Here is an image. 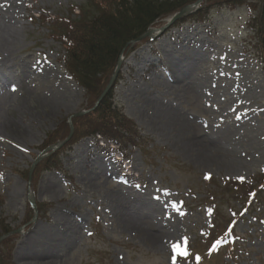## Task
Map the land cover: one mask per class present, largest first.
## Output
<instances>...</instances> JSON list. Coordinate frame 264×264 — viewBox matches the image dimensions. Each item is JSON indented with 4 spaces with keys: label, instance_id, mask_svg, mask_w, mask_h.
Returning <instances> with one entry per match:
<instances>
[{
    "label": "rangeland",
    "instance_id": "obj_1",
    "mask_svg": "<svg viewBox=\"0 0 264 264\" xmlns=\"http://www.w3.org/2000/svg\"><path fill=\"white\" fill-rule=\"evenodd\" d=\"M87 2L0 0V231L8 232L0 251L12 250L4 263L264 264L260 6L211 9L201 21L203 0L178 27L169 20L183 5L154 20L155 36L119 54L111 93L137 143L119 149L96 134L47 151L98 105L53 37L54 23ZM165 42L180 52L176 67H156L152 49L170 61ZM50 151H60L61 169L44 167ZM245 184L254 186L248 198Z\"/></svg>",
    "mask_w": 264,
    "mask_h": 264
},
{
    "label": "trees",
    "instance_id": "obj_2",
    "mask_svg": "<svg viewBox=\"0 0 264 264\" xmlns=\"http://www.w3.org/2000/svg\"><path fill=\"white\" fill-rule=\"evenodd\" d=\"M193 1L90 0L86 3L87 5L85 4L84 7L80 8L79 17L72 19L70 16H61L56 22L54 21L55 23L52 26L54 28L53 37L66 48L68 59L65 68L87 93L97 95L95 103L114 72L119 54L122 52L124 54L131 43L146 32L154 23V20L171 14L182 5L185 6ZM254 3L260 6L257 18L259 21H264V0H206V8L199 9L197 17H194V19H203L211 9L221 7L232 8L237 5H246L254 11ZM56 18L57 16L53 20H56ZM182 20L184 21V19H180L174 25L182 22ZM252 21H254V17ZM253 31L256 37L258 35L260 37L256 38L255 47L259 51V46H261L262 54H264V25L256 26ZM120 75L119 73L116 75L112 88L94 110L73 119L74 134L61 149L62 151L69 147L67 145H72L83 137L96 134L103 136L106 140H114L123 146L126 140L137 143L135 140L138 137L136 136L138 134V130L135 128L136 125L129 118H126L121 111L116 110L112 104L111 93L122 78ZM65 127H67L66 133L59 135L60 137L55 141L65 140L68 136L69 128L68 126ZM58 152L51 153L50 157L48 156L43 161L44 167H47L46 170L51 166L62 168V164L59 163ZM233 184L237 187L238 181L233 182ZM243 186L244 192L241 191L240 195H246V198H248V196L254 194V186L248 184ZM5 233L0 231V236ZM6 243L8 241H5ZM9 249L6 245L7 251L4 249L0 251V262H3L2 264H5L4 260L7 259L6 252L9 254L7 260L11 261L12 250L10 249V252Z\"/></svg>",
    "mask_w": 264,
    "mask_h": 264
},
{
    "label": "water",
    "instance_id": "obj_3",
    "mask_svg": "<svg viewBox=\"0 0 264 264\" xmlns=\"http://www.w3.org/2000/svg\"><path fill=\"white\" fill-rule=\"evenodd\" d=\"M199 2H200V0H198L193 5H187V6H185V8L183 7L182 9H180V11L178 13L175 14V16H172L171 17V20H169V21H173V20L175 21V19L180 18L181 16L185 15L186 13H189L194 8V6H196ZM152 32H153V30L152 31L151 30H148L143 36L139 37L137 40H140L144 36H150L152 34ZM120 64H121V61L119 60L118 63H117V66H116L115 73L110 78V81H109L108 85L105 86L106 88H104V91L102 92L101 96L99 97V101L102 99L101 97L105 96V94L107 93V91L110 89V86H112V84H113V82L115 80V77H116L115 75L117 74V72H118V70L120 68ZM69 131H70V134H69L68 138L65 141H67L71 137V135L73 133V127H72V125H70V130ZM63 143H64V141L61 142V143H58L57 146H51L48 149L55 150L58 147H60ZM33 167H34V165H33ZM33 167L30 169V173L28 174L29 175V183H30L31 172H32ZM30 201H31V203L33 205H35V202H34V199H33L32 196L30 197ZM0 239H2V238H0Z\"/></svg>",
    "mask_w": 264,
    "mask_h": 264
},
{
    "label": "bare ground",
    "instance_id": "obj_4",
    "mask_svg": "<svg viewBox=\"0 0 264 264\" xmlns=\"http://www.w3.org/2000/svg\"><path fill=\"white\" fill-rule=\"evenodd\" d=\"M200 1H203V0H200ZM206 0H204V2H205ZM188 5H190V4H188ZM192 5H193V3H192ZM194 8H196V6H194ZM189 38V37H188ZM188 38H186L185 37V39H188ZM171 47H172V45H171ZM166 53V55L168 56V54H169V52H171L172 53V51H170V46H169V44L168 43H166L165 42V44H163V48H162ZM178 51V50H177ZM178 59H179V57H178ZM177 59V60H178ZM176 60V61H177ZM175 61H173L172 63L171 62H169L170 63V65H172V64H175L174 63ZM174 67H176L177 65H173ZM159 235H157V237H158ZM49 248H51V246H49Z\"/></svg>",
    "mask_w": 264,
    "mask_h": 264
},
{
    "label": "snow or ice",
    "instance_id": "obj_5",
    "mask_svg": "<svg viewBox=\"0 0 264 264\" xmlns=\"http://www.w3.org/2000/svg\"><path fill=\"white\" fill-rule=\"evenodd\" d=\"M217 243H218V242H217ZM214 247H215V245H214ZM173 251L178 252L180 255H185V254H186V253H184V252H181L178 248H176L175 245L173 246Z\"/></svg>",
    "mask_w": 264,
    "mask_h": 264
}]
</instances>
